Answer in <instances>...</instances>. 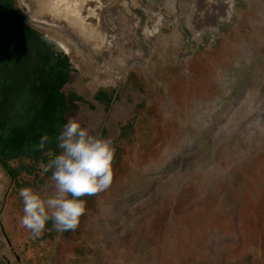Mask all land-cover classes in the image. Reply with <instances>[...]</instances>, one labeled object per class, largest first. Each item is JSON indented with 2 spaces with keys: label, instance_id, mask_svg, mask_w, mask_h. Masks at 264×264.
I'll return each mask as SVG.
<instances>
[{
  "label": "rangeland",
  "instance_id": "obj_1",
  "mask_svg": "<svg viewBox=\"0 0 264 264\" xmlns=\"http://www.w3.org/2000/svg\"><path fill=\"white\" fill-rule=\"evenodd\" d=\"M104 1L113 35L98 52L69 23L47 22V9L35 8L44 22L31 21L69 46L81 86L117 90L121 80L141 89L129 100L121 92L113 111L117 121L131 118L125 132L118 137L114 124L102 135L115 147L112 183L81 197L86 211L75 230L58 232L49 221L33 237L20 223L19 190L53 195L52 172L39 164L13 180L0 165V264H264V0H220L229 11H211V24L201 0ZM145 46L148 67L132 58ZM55 123L43 149L39 133L19 152L45 160Z\"/></svg>",
  "mask_w": 264,
  "mask_h": 264
},
{
  "label": "flooded vegetation",
  "instance_id": "obj_2",
  "mask_svg": "<svg viewBox=\"0 0 264 264\" xmlns=\"http://www.w3.org/2000/svg\"><path fill=\"white\" fill-rule=\"evenodd\" d=\"M23 2L28 15L22 9L21 0H0V165L13 180L20 170L30 174L39 164H46L52 155L62 151L57 140L52 145L53 140L50 139L51 144L44 151L45 160L40 153L28 157L17 149L22 139L27 141L39 133L51 134L54 121L59 135L70 119L78 121L91 134L98 136L107 132V126L110 128L115 124L119 137L131 120L125 117L117 121L113 113L120 101V93L128 91L126 100L141 93L140 87L126 85V81L121 80L118 84L121 88L117 90L99 87L91 91L81 86L80 81L85 79V75L71 57L69 46L38 29L32 22H44L40 15L35 16V6L38 7L40 0ZM153 20L156 17H152L148 25ZM148 25V33L152 35L157 28L152 29ZM144 51L132 58L148 67L150 52L147 46ZM130 63L131 60L122 72ZM131 72L130 67L121 78L128 80ZM90 76L93 78L92 73ZM135 81L132 78L131 84ZM6 145L13 148L6 150ZM14 160H18L16 167L10 165Z\"/></svg>",
  "mask_w": 264,
  "mask_h": 264
},
{
  "label": "clouds",
  "instance_id": "obj_3",
  "mask_svg": "<svg viewBox=\"0 0 264 264\" xmlns=\"http://www.w3.org/2000/svg\"><path fill=\"white\" fill-rule=\"evenodd\" d=\"M48 140L47 134L42 135L38 148L43 149ZM57 142L62 151L41 165L42 174L52 172L54 194L45 197L30 186L19 190L23 203L20 223L33 237L40 236L49 221L58 232L75 230L86 211V200L81 197L106 190L113 180L115 147L111 139L93 135L70 119Z\"/></svg>",
  "mask_w": 264,
  "mask_h": 264
},
{
  "label": "bare ground",
  "instance_id": "obj_4",
  "mask_svg": "<svg viewBox=\"0 0 264 264\" xmlns=\"http://www.w3.org/2000/svg\"><path fill=\"white\" fill-rule=\"evenodd\" d=\"M71 1L72 0H48L47 2H42L38 7L35 6V8L37 7L39 10L42 8L47 9L49 11V15L46 17L47 20L45 19L47 22H63L61 24L64 27H66V25L69 23L73 26V29L76 33H83L87 35V38L94 39L93 48H95L97 52L102 50L107 46L113 35V31L105 29L104 19L102 17V8L104 7V4L108 5L109 2L104 0H85L87 3H89L87 4L86 12H82L81 9L86 5L84 0H76L75 3H72ZM133 1L135 2L136 0ZM120 4H122V6L128 10L126 2H121ZM200 5L204 8H207V10L204 12V15H202L206 16L208 23L211 24V18H208L211 17V11H215V9L222 10V8L225 7V11H223L225 15L229 11L231 2H226L224 5V3H222L220 0H201ZM215 16H219V14L217 13ZM206 21L207 20L203 18L195 22V24L198 22L203 24ZM86 24L91 26L90 30H87L88 28L85 27ZM148 26H151L152 29H156L157 21H151ZM199 27L201 28V26ZM98 57L100 58L101 54H98Z\"/></svg>",
  "mask_w": 264,
  "mask_h": 264
},
{
  "label": "trees",
  "instance_id": "obj_5",
  "mask_svg": "<svg viewBox=\"0 0 264 264\" xmlns=\"http://www.w3.org/2000/svg\"><path fill=\"white\" fill-rule=\"evenodd\" d=\"M36 135V134H35ZM33 136V135H32ZM28 140V139H27ZM21 141H23V139L21 140Z\"/></svg>",
  "mask_w": 264,
  "mask_h": 264
}]
</instances>
